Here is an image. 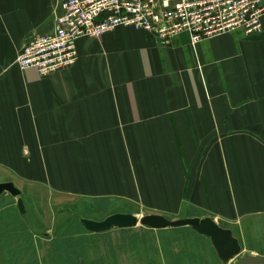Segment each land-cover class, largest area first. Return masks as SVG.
Instances as JSON below:
<instances>
[{
	"label": "crops",
	"instance_id": "crops-1",
	"mask_svg": "<svg viewBox=\"0 0 264 264\" xmlns=\"http://www.w3.org/2000/svg\"><path fill=\"white\" fill-rule=\"evenodd\" d=\"M55 14V0H0V165L25 186L98 206L120 198L210 217L242 255L264 257V16L259 33L194 45L186 33L162 46L118 27L79 39L67 69H19L17 53L53 30Z\"/></svg>",
	"mask_w": 264,
	"mask_h": 264
},
{
	"label": "rangeland",
	"instance_id": "rangeland-1",
	"mask_svg": "<svg viewBox=\"0 0 264 264\" xmlns=\"http://www.w3.org/2000/svg\"><path fill=\"white\" fill-rule=\"evenodd\" d=\"M8 173L0 165V182L16 180L25 213H19L16 198L8 193L0 196V264L217 263L205 240L187 227L157 230L137 225L96 234L79 222L80 217L102 220L114 211L132 208L140 218L154 212L151 209L120 198L109 200L108 207L100 203L101 207L87 198L25 186L21 177ZM242 256L226 264H236Z\"/></svg>",
	"mask_w": 264,
	"mask_h": 264
},
{
	"label": "built area",
	"instance_id": "built-area-1",
	"mask_svg": "<svg viewBox=\"0 0 264 264\" xmlns=\"http://www.w3.org/2000/svg\"><path fill=\"white\" fill-rule=\"evenodd\" d=\"M54 28L25 42L15 57L21 69L46 77L73 66L76 42L99 38L118 27L152 35L162 46L186 33L194 45L241 30L262 31V0H55Z\"/></svg>",
	"mask_w": 264,
	"mask_h": 264
},
{
	"label": "water",
	"instance_id": "water-1",
	"mask_svg": "<svg viewBox=\"0 0 264 264\" xmlns=\"http://www.w3.org/2000/svg\"><path fill=\"white\" fill-rule=\"evenodd\" d=\"M4 192L17 196V208L21 214L25 207L20 190L13 182H0V195ZM80 224L89 232H104L113 228H130L141 225L151 229L178 228L188 226L200 235L209 238L217 257L224 263L241 253V246L230 229L224 228L210 217H182L169 219L158 213H149L138 218L131 213H113L102 220L80 218ZM236 264H264V257L244 255Z\"/></svg>",
	"mask_w": 264,
	"mask_h": 264
}]
</instances>
